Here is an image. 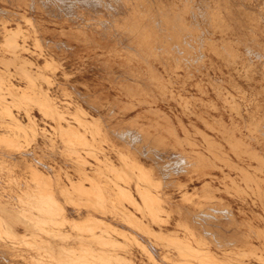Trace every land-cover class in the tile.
<instances>
[{
	"label": "bare ground",
	"instance_id": "obj_1",
	"mask_svg": "<svg viewBox=\"0 0 264 264\" xmlns=\"http://www.w3.org/2000/svg\"><path fill=\"white\" fill-rule=\"evenodd\" d=\"M37 2L51 15L60 17V23H67L70 37L77 42V45L101 47L108 54L121 58L128 57V61L133 58L145 61L149 65V75H144L141 68L135 65L129 77L131 83H119L127 93L132 95L140 94L138 91L140 89L145 91L148 98L138 97L137 100L140 103L152 105L158 101L159 97L167 95V87L161 81L159 82V77L154 73L149 58L170 55L174 58V65L170 66L173 71L183 66L182 59L185 60V56L182 54L177 57L166 46H156L151 41L153 30L141 17V8L139 9L138 6L140 1L30 0V7L35 8ZM208 4L211 5V3ZM184 8L177 9L178 11H175L172 17L169 13L161 11L160 19L155 22L156 26L161 30L168 29L167 34L170 37L180 38V31L187 30L183 17L187 7L184 6ZM29 17L32 16L29 15ZM29 17L25 20L30 19ZM0 21L2 22L1 19ZM29 21L35 34L37 26L32 20ZM4 28H1L2 31ZM5 31L6 28L4 33ZM20 36L21 42L18 39ZM26 37L27 33L20 28L10 32L7 30L2 44L8 53H12V57L4 61L7 67L19 58L20 50L25 48L22 42ZM112 39L113 43L109 44ZM33 40L35 44L33 47L41 48L40 37L34 35ZM181 42H183L182 39ZM177 44L174 45L177 46V50L179 49L178 52L183 53L180 45ZM61 46L66 49L70 45L60 42ZM193 59L191 58L192 61ZM46 62L44 66L47 69L56 67L54 61ZM32 63L34 62L22 58L17 68H14L26 79V85L21 90H18V87L16 88L15 84L9 80V74L0 73V126L3 127L0 132V257L6 264H20L19 261L23 264H135L132 256L133 248L145 254L152 264H238L240 260L236 257L237 253L221 257L206 246L209 240L206 241L207 238L204 235H219L222 224L221 221H217L218 215H222V218L232 216L230 208L216 205L224 200L222 193L231 196L235 193L239 198L250 195L255 198V202L259 200L264 207V188L261 186L264 183V177L253 175L245 167L233 161L220 142L210 139V136L201 130L200 135L204 139V144L193 138L180 137L171 125L164 127L163 130L152 125L154 132H150L148 127L145 128L144 124L113 129L108 123L115 113L114 106L108 108L106 114H103L98 110L100 107L81 92L64 93L58 103L55 97L48 93L49 89L45 91L41 88L42 85L40 86L39 80L42 79L51 84L50 77L44 74L42 68L35 71L31 69L29 65ZM212 81L209 82L212 83ZM155 87H158L157 92L154 90ZM81 101H85L90 109ZM13 107L24 111L26 122L13 113ZM92 108L97 109V115L92 113ZM33 109H38L42 115L49 116L55 121L51 135L47 134L48 130L45 131L43 127L42 130H38L36 117L32 113ZM134 117L132 120L136 119ZM156 123L158 124L157 121ZM263 125L264 123L256 128L255 132L258 134L250 136L257 142H264V130L260 128H264ZM38 133L44 139V146L37 144ZM220 133L222 134L223 131ZM113 134L122 139L127 147L118 146ZM163 135H168L173 140H168ZM150 137L156 138L164 147L147 146V143L152 142ZM231 138L229 137L227 141L230 148L237 153L236 155H241L240 150L250 158H254L258 161V165H255L256 171L264 173V150H258L246 142L241 148L240 143L243 142ZM32 143H34L33 147L46 150L43 152L46 157L54 160L62 157L61 169L66 168L64 180L59 173L54 174L51 171L52 163L44 161L42 157L37 158L36 151L33 148L31 150L27 148ZM108 148L118 154L119 164L111 160L107 153ZM207 150L213 156L208 155ZM135 151L138 153L141 151L144 155H147V151L155 153L156 159L159 162L162 161L160 178L143 166L134 155ZM17 156L21 158L18 159ZM28 156L31 160L27 159ZM91 158H94V162ZM217 160L239 169L241 172L239 180L244 181L245 186H241L239 181L232 177L230 185L224 184V189L219 187L216 184L218 176L210 172V169L219 167ZM55 161L59 162L60 170V160ZM39 164L49 173L42 172ZM24 168L30 170L29 175L24 173ZM67 168H71L78 175L77 179L68 172ZM164 183H170L171 186L184 190L182 197L197 206L196 209L187 211L183 216L184 220L178 221L185 235L165 232L162 229L175 219V212L168 206L169 199L163 193ZM190 185L193 187V192L187 190ZM181 206H179L180 209ZM18 227H21L22 231ZM251 231H254L257 236L264 237V228L255 230L251 228ZM238 254L245 255V258L252 255L264 264V243L261 246H252Z\"/></svg>",
	"mask_w": 264,
	"mask_h": 264
},
{
	"label": "rangeland",
	"instance_id": "obj_2",
	"mask_svg": "<svg viewBox=\"0 0 264 264\" xmlns=\"http://www.w3.org/2000/svg\"><path fill=\"white\" fill-rule=\"evenodd\" d=\"M29 1L30 0H0V19L2 20V22L0 21V63L2 62V64H0V73L9 74V80L15 84L16 88L18 87V90L25 87L26 79L18 74L14 68H17L18 63H20L22 58H26L27 60L34 62L29 65L31 69L35 71L38 68H42L44 74L50 77L51 80L49 82H51V84L47 83L45 79H42L39 80L40 86L42 85L41 88L45 91L49 89L48 93L52 94L58 103H60V98H63L64 93L81 92L89 97L92 103L100 107L98 110L103 114H106L108 108L114 106L115 113L108 123L109 127L113 129L127 127L133 124H144L143 126L145 128L148 127L150 132H154V127L163 130L164 127L171 125L176 129V132L180 137L193 138L204 144V139L202 135H200L201 130V132L203 131L207 136H210V139L220 142L223 149L229 153L233 161L245 167L253 175L255 174L264 177V173L258 170L256 171L255 169L258 165L257 160L250 158L246 153L241 152L240 150L241 157L236 155L237 153L230 148V144L227 141V139L232 136L231 139H237L243 142L240 143L241 148L243 147L242 144L246 142L256 147L258 150H264V142H257L250 137L251 135H255L257 133L255 132L256 128H259L260 124L262 125L264 123V118H262L264 117V67H262V65L264 66V0H137L138 2L140 1V5L138 4V6L139 9L141 8L140 14H142L141 17L143 21L148 23L149 27L153 30L151 41H153L156 46H166V48L177 57L182 56V54L185 56V60L184 58L182 59L184 61V64L182 63L183 66L176 68L173 71L170 66L174 65V58L170 55L164 54L163 57L149 58L154 73L159 77V82L161 81V83H164L167 87V95L159 97L158 101L152 105L143 104L137 100L138 97L148 98L145 91H141L140 89L138 90L140 94L132 95L127 93L119 84H124V82L131 83L129 77H131V71L135 65L141 68L144 75H149V65L145 63V61H139L136 58L128 61V57L121 58L108 54L101 47L94 48L85 45H77V42L70 37L71 35L67 23H60V17L53 16L50 12L48 13L46 9L41 7L39 2H37L35 4L36 7L32 9L29 5ZM170 1H172V3ZM208 3H211V5ZM184 6L187 7L183 14L187 30L180 31V38L178 37L177 39L174 36L170 37V35L167 34L168 29L165 31V29L161 30L156 26L157 23L155 24V22L160 19L161 11L169 13V16L172 17L175 11L177 12L180 8L185 9ZM260 11L262 13H260ZM29 15L32 17H29ZM144 16H146V18ZM26 17H29L30 19L25 20L27 19ZM29 20H32L35 23V26H37L35 29L37 34H34L35 31H32L33 29L30 27L31 23ZM3 23H5L6 26L3 25ZM4 27L6 28L5 33ZM1 28H4V30L2 31ZM18 28L24 33H27L25 41L22 42L24 43L25 48L20 50L19 58L14 61L15 64H9L10 67H7L4 61L5 59H10L12 53H8L7 49H5L2 44L4 43L7 30L10 32ZM34 35L40 37L42 42L41 48H37L36 46V48L33 47V45H35L33 40ZM155 37L158 40H156ZM173 37L175 39H173ZM18 39L21 42V36L18 37ZM181 39L183 42H181ZM113 41V39L110 40L109 44H112ZM60 42L68 43L70 45L69 48L65 49L63 46L60 47ZM176 43L180 45L181 48H179L183 53L178 52L179 49L177 50V46L174 45ZM247 44L249 45L247 46ZM247 50L249 52H247ZM235 52L238 53L236 54ZM240 52L243 54H240ZM37 53L39 55H37ZM255 57L256 59H254ZM196 58H199L200 60H197ZM47 60L54 61L58 70L55 69L56 67H48L47 69L44 66L46 65L45 62ZM223 60H225V62ZM44 67L48 71L45 70ZM119 73H121V75ZM63 74H65L66 77ZM209 81H212V83ZM154 90L157 92L158 87H155ZM81 103L89 108L85 101H81ZM126 106H128V108ZM185 107L189 109H186ZM151 108H154L155 110H151ZM13 113L23 122L27 121L24 111L13 107ZM32 113L36 117L35 122L38 130L40 131L44 128L45 131H49H46L47 134L51 135L55 121L49 116L42 115L38 109H33ZM92 113L97 115V109L92 108ZM134 116L137 121L136 119L132 120V117ZM178 117L181 119V122ZM253 124L254 126H252ZM152 125H154V127ZM184 127L188 130L187 133V130H185ZM260 128L261 130H264V128ZM2 129L3 127L0 126V132ZM183 130H185L184 132L186 134ZM219 131L225 133H222V135ZM36 136L37 144L44 146V139L41 134L38 133ZM152 136H154V134ZM163 136L168 140H173L168 135ZM150 139L152 142L149 144L147 143V146H163L156 138L150 137ZM114 140L118 146L124 148L127 147V144L122 139L114 136ZM33 146L34 143L28 145L27 148H29V150L33 148L36 151L37 158L42 157L44 161L52 163L53 168L51 171L54 174L59 173L64 180L66 168L63 167V170L61 169L62 157L60 156L55 159L60 160L59 170V162H56L50 157H46L45 153H43L46 152V150L44 151L43 149L35 148ZM105 147L107 148V145H105ZM107 153L115 164L120 163L118 154L115 151H110L108 148ZM206 153L213 156L208 150ZM134 155L139 159L143 166L150 169L156 177H161L162 170L160 165L162 161L159 162V160L156 159V155L153 151H147V155H144L141 151H139V153L138 151H135ZM17 157L18 159L19 157L21 158V156ZM27 159L31 160V157L28 156ZM91 160L94 162V158H91ZM217 164L219 167L210 169V172L218 176L216 184L219 187L224 189V184L230 185L232 177L236 178L241 186H245L244 181L239 180V177H241L239 169L233 168L218 160ZM39 166L42 172L45 174L49 173L46 168L42 167L40 164ZM23 170L26 175H29L28 173H30V170L27 168H24ZM67 170L77 179L78 175L75 174L71 168H67ZM164 184L163 193L169 199L168 206L173 208L175 219H172L171 222L162 229L165 232H175L177 235H185V231L181 226L179 227L180 224L178 221L184 220L183 216L187 211L191 209L193 210V208L196 209L197 206L192 205V203H189V201L187 202V200L182 197L184 190H179L178 188L171 186L170 183ZM261 186L264 188V183H262ZM192 188V185H190L187 190L193 192ZM222 194L224 195V200L220 201V203H216V205L230 208L232 216L230 218H222V215H218L217 221H221L222 224L219 231L220 233L219 235H204L207 238L206 241L209 240V242L207 241L208 245L206 246L211 248L221 257L232 254L235 255L236 253L239 255L238 253L244 252L252 246H261L264 243V237L255 235V232H252L251 228L254 230L264 228V207L262 204L259 203V200L255 202V198L250 195H247L244 198H239L235 193L234 196L227 195L226 193ZM179 206H181V209ZM155 227L159 229L158 226L155 225ZM18 228L22 231L21 227ZM132 253L135 264H152V261L141 251L134 250L133 248ZM237 255L236 257L240 260L238 261V264H261V261L254 256L252 257V255L251 257L249 256V258H245V255ZM18 263L23 264V262L20 261ZM0 264H6L5 260H2L1 257Z\"/></svg>",
	"mask_w": 264,
	"mask_h": 264
}]
</instances>
